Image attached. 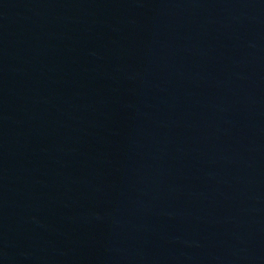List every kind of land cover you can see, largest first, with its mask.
I'll use <instances>...</instances> for the list:
<instances>
[{
	"label": "water",
	"instance_id": "1",
	"mask_svg": "<svg viewBox=\"0 0 264 264\" xmlns=\"http://www.w3.org/2000/svg\"><path fill=\"white\" fill-rule=\"evenodd\" d=\"M0 264H264V0H0Z\"/></svg>",
	"mask_w": 264,
	"mask_h": 264
}]
</instances>
